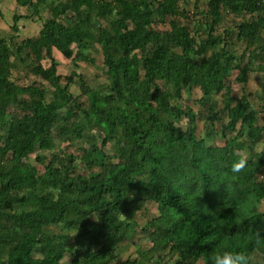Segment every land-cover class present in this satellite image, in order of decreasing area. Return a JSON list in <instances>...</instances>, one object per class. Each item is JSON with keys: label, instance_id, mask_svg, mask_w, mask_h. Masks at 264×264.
Here are the masks:
<instances>
[{"label": "trees", "instance_id": "1", "mask_svg": "<svg viewBox=\"0 0 264 264\" xmlns=\"http://www.w3.org/2000/svg\"><path fill=\"white\" fill-rule=\"evenodd\" d=\"M188 4L69 0L59 15L67 20L70 12L72 27L49 19L37 37L21 40L13 18V34L0 40V264H61L66 256L67 264H158L118 262L116 249L138 229L154 248L167 250L159 262L178 255L172 264H212L227 235L249 264H262L251 256L264 260V210L254 205L251 217L237 220L217 184L240 157V140L264 139L248 94L232 98L228 81L237 72L234 82L244 88L264 62V0H193V10ZM90 44L102 49L105 82L94 86L74 72L62 86L53 50L77 70ZM15 65L39 81L16 84ZM72 84L80 95L70 93ZM260 89L264 94V71ZM193 90L205 108L202 137L194 111L180 104ZM213 95L225 97L223 110L217 100L208 102ZM182 118L186 130L178 125ZM54 140L78 155L37 154L39 173L29 157L50 151ZM251 154L255 160L259 153ZM263 169L264 153L235 181L258 200ZM148 204L157 215L139 227L135 216ZM50 226L55 233L46 231Z\"/></svg>", "mask_w": 264, "mask_h": 264}, {"label": "rangeland", "instance_id": "2", "mask_svg": "<svg viewBox=\"0 0 264 264\" xmlns=\"http://www.w3.org/2000/svg\"><path fill=\"white\" fill-rule=\"evenodd\" d=\"M189 4L186 6L189 10H193V0H188ZM51 16L56 17V12L50 14ZM73 15L70 14L69 17H67V20L65 18H59L62 20L65 24L68 23L70 27L73 26L72 21L70 18H72ZM42 21L38 20H30V21H21L19 23L20 26V37L26 38V37H34L38 34L39 30L42 26ZM21 24V25H20ZM105 27V26H104ZM167 28L168 27H163ZM109 32V29H108ZM234 49L240 51L243 49V46L241 43H236L234 45ZM82 59H79L78 63V69L74 67V64L71 62V60L64 59L56 50H53V57L54 59L59 63L57 67L58 74L62 77L60 83L62 86H64L66 82V78L71 76L74 72H77L78 74H81L85 76L92 85H98L103 82H105V73L104 68L102 65V49L99 45L96 44H90L86 50H84L82 53ZM92 58L94 60V63L87 62L86 58ZM43 65L47 67L49 65V60H44ZM12 76L11 80L14 81L18 85H24L29 84L32 82H38L39 80L35 78L34 76L30 75L25 69L19 65H15V67H12ZM264 71V62H261L256 67L253 68V70L250 72L247 84L244 88H242L241 85L236 84L234 82L235 76L237 72H233L232 75H230V78L228 79L229 84H231L232 92L231 97L234 99L240 98L244 94H248L249 101L252 104V107L255 109L257 117L259 119L260 124H264V94L260 89L261 84V75ZM46 85V84H44ZM69 91L72 95L78 96L80 95V92L75 84H72L69 88ZM250 96V97H249ZM201 95L197 90H193L192 92H183V99L180 101L181 105H188L192 108L196 115V135L197 137H202L204 134V129L206 126V122L204 117L202 116L205 112V108L201 106L199 103ZM48 99H50V96H48ZM217 100V108L220 110L224 109L226 105L225 97L221 95H213L210 99L208 98V102L210 100ZM16 113H19L18 111ZM222 123V122H221ZM221 123H216L214 125L213 131H214V137H217L216 139L219 140L220 137V128ZM180 128L183 130L188 129V123L186 121V118H182L180 122L178 123ZM208 140H211L210 138ZM242 150L238 151L236 154L237 156H240L243 154V152H257L260 153L261 151H264V139L261 143L258 145H253L247 141V139H242L239 141ZM86 147V145H84ZM107 152L111 153V146L109 145L107 147ZM66 153L70 155L77 156L78 153L74 148L70 146V144L66 141H57L54 140L51 146L50 151L45 152H38L35 155H31L29 157V162L38 170L39 173H42L44 171V168L41 165H38L35 162V156L37 154H41L44 156V158L49 159L52 154H59V153ZM82 155L80 158H82ZM115 161V160H114ZM84 169H81V172L83 173ZM91 173H97L98 169L93 168L89 170ZM260 179L264 180V169L262 174L260 175ZM260 210L263 211L264 207H260ZM152 215H157V207L153 204H148L147 208L145 210H142L138 212L135 216V219L138 223V226L141 227L144 225V223L147 221L149 217ZM49 233H55L54 228L52 226L48 227L46 229ZM116 254L118 257V262H123L127 259L133 260V259H141L145 262L152 261L156 262L158 264H172L177 258L178 255L168 257V262H159V259L161 257H164L168 252L166 249L159 251L157 248H154L148 239L144 236V234L141 233L140 229L136 230L133 234V237L130 239H127L126 241H123L120 246L116 249ZM140 252H143L141 255ZM259 261L262 264H264V260L261 259V256L259 254H253L251 256V261ZM69 261V258L66 256L61 264H67ZM116 264V263H115ZM197 264H203V262L200 260Z\"/></svg>", "mask_w": 264, "mask_h": 264}, {"label": "clouds", "instance_id": "3", "mask_svg": "<svg viewBox=\"0 0 264 264\" xmlns=\"http://www.w3.org/2000/svg\"><path fill=\"white\" fill-rule=\"evenodd\" d=\"M262 153L264 151H261L255 157V160H253L251 152H243L238 159L231 163L230 174L222 176L220 182L217 184L223 185L225 193L223 202L227 201L228 205L233 206V212L237 220L251 217L254 205L264 207V199L258 200L256 194L253 192L243 193L241 188L235 183L239 179L240 174L247 172L254 163L256 164L257 158ZM255 237L258 240L261 239L260 235L256 233ZM210 259L212 264H249L250 256L244 251H237L231 247L229 237L225 235L213 251Z\"/></svg>", "mask_w": 264, "mask_h": 264}, {"label": "crops", "instance_id": "4", "mask_svg": "<svg viewBox=\"0 0 264 264\" xmlns=\"http://www.w3.org/2000/svg\"><path fill=\"white\" fill-rule=\"evenodd\" d=\"M69 0H0V40H8L13 34L11 28L13 26V18L18 17V33L16 34L18 40L24 39L20 37L21 21L38 20L42 21V26L49 19L65 18L59 15L60 5L66 4ZM79 3L81 0H77ZM110 1V0H109ZM83 11V8H82ZM56 12V17L50 14ZM67 17L70 12L66 13ZM72 15V14H71ZM227 22V21H226ZM21 25V24H20ZM40 29V30H41ZM39 30V32H40ZM38 32V33H39ZM38 34L34 37H37ZM29 38V37H26ZM33 38V37H31ZM16 39V42L18 41ZM59 65V64H58Z\"/></svg>", "mask_w": 264, "mask_h": 264}]
</instances>
